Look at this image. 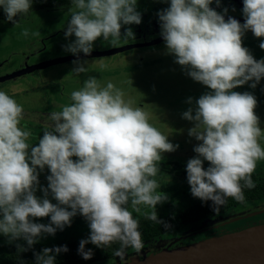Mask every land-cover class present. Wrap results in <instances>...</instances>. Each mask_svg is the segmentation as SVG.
I'll use <instances>...</instances> for the list:
<instances>
[{
  "label": "clouds",
  "instance_id": "clouds-1",
  "mask_svg": "<svg viewBox=\"0 0 264 264\" xmlns=\"http://www.w3.org/2000/svg\"><path fill=\"white\" fill-rule=\"evenodd\" d=\"M215 2L219 5L221 0ZM212 3L170 0L158 16L167 53L186 75L210 89L182 114L194 122L189 136L201 141L194 147L197 155L188 160L186 172L193 197L212 201L219 214L228 198L244 202L243 189L256 186L252 174L257 162L264 160L257 98L251 92L234 91L249 81L254 89L264 78V59H255L243 46L249 30L264 37V0H244L243 24L233 17L226 20ZM0 6L6 19L17 25L15 17L27 14L32 0H0ZM70 12L65 35H74L75 40L64 47L76 55H90L100 37L119 47L122 39H134L130 27L122 37V25L142 21L137 0H72ZM20 35L28 37L29 29ZM259 46L264 49V42ZM73 63L77 66L72 72H88L87 60ZM70 99L72 103L63 105L61 111L49 114L51 123L38 144L32 145L28 142L31 131L21 127L23 106L0 90V234L9 243L25 240L27 247L17 245L24 252L44 234L55 235L70 226L80 214L90 228L89 237L78 248L84 259L93 256L91 249L85 250L89 242L101 248L118 244L117 256L128 248L139 253L144 245L140 221L133 212L171 227L156 211L168 196L157 191L161 185L155 177L162 153L173 152L179 145L149 123V114L134 107L111 81L102 86L97 77L89 76L82 88L71 92ZM187 102L192 104L193 98ZM205 161L210 162L207 169ZM46 166L49 183L42 188L43 197H38L39 175ZM49 194L57 203L51 202ZM48 216L49 224L30 219ZM62 251H68L66 245L45 247L36 253V264H55L56 254Z\"/></svg>",
  "mask_w": 264,
  "mask_h": 264
},
{
  "label": "rangeland",
  "instance_id": "rangeland-1",
  "mask_svg": "<svg viewBox=\"0 0 264 264\" xmlns=\"http://www.w3.org/2000/svg\"><path fill=\"white\" fill-rule=\"evenodd\" d=\"M142 1L151 0H137V2ZM70 8L71 5L38 8L19 20L15 19L18 21L17 25L8 21L6 17H0V75L22 68L25 62L33 64L72 54L65 51L64 47L75 40L74 35L68 38L65 35L71 18ZM224 9L216 11L224 13ZM234 11L228 9L226 14L243 15L242 10L238 12L239 14ZM25 28L29 29L28 37L20 35ZM159 28L158 34L161 32V27ZM32 33L39 34L32 35ZM158 34H148L146 37H157ZM141 37V34H134V39L123 40L120 45L143 42ZM102 38L94 42L93 50L104 49L100 43ZM261 42H264V37H256L250 30L243 36V46L248 48L257 60L264 59V49L259 46ZM74 60L78 59L60 62L0 82V90L7 92L24 108L21 127L31 131L32 136L28 141L30 144H38L46 125L51 123L49 114L53 111H61L63 105L72 103L71 92L82 88L84 80L89 76H95L102 86H106L107 82L111 81L122 89L126 100H132L134 107H142L149 114V123L168 136L171 143L179 145L173 152L162 153L163 161L178 160L187 164L189 159L197 155L194 147L201 141L189 136L188 130L194 126V122L184 119L182 114L189 107H195V100L210 89L186 75L184 68L175 62V57L167 53L164 40L154 45L131 48L112 55L79 58L80 61H88L85 65L88 67V72L80 75L72 72L77 66L73 63ZM101 63L107 67L101 68ZM251 83L252 81H249L245 85L238 86L234 91L241 93L247 91L255 95L258 102L255 112L260 117L261 128L264 129V78L254 89L250 87ZM189 97L193 98L192 104L187 102ZM259 142L264 147V136ZM73 159L78 158L73 157ZM255 172L264 176V160L257 162ZM48 175L50 170L46 166L39 175L41 187L36 192L38 197L44 195L42 188L47 187L49 183ZM155 179L161 185L157 191H162L168 196L165 202L157 205V213L177 214L181 207L198 199L191 194L186 173L160 170ZM49 199L52 203H57L51 194ZM142 211H151V209L142 207ZM262 217H264V199L240 205L211 221L185 224L177 217L173 227L164 233L161 238L163 240L153 242L154 247L149 245L143 251L153 252L166 246L174 247L189 243L211 236L221 231L224 226L235 227ZM30 219L36 223L51 222L50 216ZM205 233L209 234L205 235ZM85 234L90 235L88 222L82 215L77 214L72 218L70 226H65L63 230L58 229L55 235L44 234L39 241L69 239ZM21 241L25 240L21 238L9 243L8 237L0 234V251Z\"/></svg>",
  "mask_w": 264,
  "mask_h": 264
},
{
  "label": "trees",
  "instance_id": "trees-1",
  "mask_svg": "<svg viewBox=\"0 0 264 264\" xmlns=\"http://www.w3.org/2000/svg\"><path fill=\"white\" fill-rule=\"evenodd\" d=\"M70 5H72V0H32V7L27 14L38 8ZM27 14H17L15 19L19 20L20 18L27 16ZM0 17H6L3 6H0ZM209 164L210 162L208 161L204 162L205 169H207ZM186 166L187 164L178 160H162L158 162V167H160V170H167L170 172L175 171L187 174ZM252 179L256 186L252 189H243L245 196L244 202L240 203L232 198H228L225 205L221 206L219 214L215 213L212 201L205 203L198 198L190 204L181 207L177 214L173 212H168L166 214L158 213V216L161 220L170 224V228L173 227L174 221L177 217H179L185 224L211 221L213 218L226 214L240 205L246 204L248 202H258L264 199V176H260L257 172H254L252 174ZM133 215L134 218H138L140 221L139 231L142 233V241L144 245L143 249L147 248L149 245L151 246L153 242H158L163 237L164 233L170 229L165 228L163 224H157L151 220L144 219L142 215L136 214L135 212H133ZM262 221H264V217L248 221L247 223L235 227L224 226L221 231L212 235L239 229ZM208 234L209 233H205V235ZM88 237L89 235L85 234L80 237H72L69 239L61 238L49 242L38 241L31 248H28V250L24 252H20L17 248L18 244L27 247V242L21 241L20 243L12 244L9 247H4L3 250L0 251V264H36V253L41 252L43 248L48 247L55 249L58 246L63 247L65 245L67 246L68 251H62L59 254H56L55 264H116L120 261L128 260L132 255L137 253L134 249L128 248L125 250L122 256H117L115 255V250L119 247L118 244H113L109 248H101L89 242L87 245H85V250L91 249L93 256L91 259L86 260L78 252V248L80 241L82 239H87ZM143 249L140 252H142Z\"/></svg>",
  "mask_w": 264,
  "mask_h": 264
},
{
  "label": "water",
  "instance_id": "water-1",
  "mask_svg": "<svg viewBox=\"0 0 264 264\" xmlns=\"http://www.w3.org/2000/svg\"><path fill=\"white\" fill-rule=\"evenodd\" d=\"M165 1L152 3V7L148 2H137V11L141 13L142 20L146 18L145 15L149 14V10L153 8V5L157 7L158 12L163 7L164 9L169 7L170 2L165 4ZM150 2H154V0ZM223 4L244 6V0H221L219 5L213 0L210 6L215 8ZM158 12L156 11L151 14L155 16ZM229 17L245 22V18L243 17L225 15L226 20ZM124 28L125 26L122 25L121 30ZM163 40L162 35H160L152 39L145 38L143 42H131L122 44L119 47L93 50L90 55L81 52L79 55L70 54L33 64L27 63L22 68L11 73L0 75V82L15 79L18 76L60 62L85 57L112 55L131 48L154 45ZM116 264H264V221L174 247L166 246L153 252L143 251L139 254L132 255L126 261H120Z\"/></svg>",
  "mask_w": 264,
  "mask_h": 264
},
{
  "label": "flooded vegetation",
  "instance_id": "flooded-vegetation-1",
  "mask_svg": "<svg viewBox=\"0 0 264 264\" xmlns=\"http://www.w3.org/2000/svg\"><path fill=\"white\" fill-rule=\"evenodd\" d=\"M162 1H164V0H154V2H150V1H145V2H148V3H150L149 5H151V7H152V3H159V2H162ZM170 2V0H166L164 3L165 4H167V3H169ZM160 4H163V3H160ZM222 6V5H221ZM219 6V7H215V8H213V9H215V10H218V9H223V8H227V9H234L235 11V13L236 14H239L238 12L239 11H241L242 9H243V5H232V6H228V5H226V6ZM163 7V6H162ZM161 8V7H160ZM164 9V7L161 9V10H163ZM158 12V10H157V7L156 6H154L153 5V8H151L150 10H149V14L148 15H145V19H143L142 21H141V23L140 24H131V25H124L125 26V28L123 29V30H121V33H122V37L124 36V34H125V32H126V30H127V28H131L132 29V31H133V33L134 34H141V41H144V39L146 38V39H152V38H156V37H146V35H148V34H154V33H157L158 34V30L160 29L159 27H160V21H159V16H158V13H156V15L154 16L153 14H151V13H153V12ZM219 13H221L220 11H218ZM221 14H224V13H221ZM224 15H233V16H239V17H243V18H245L243 15L242 16H240V15H235V14H224ZM241 23H244V22H242V21H240ZM126 29V30H125ZM161 35V32H159V34H158V36H160ZM157 36V37H158ZM123 41V39L121 40V42ZM102 45H103V48L104 49H107V48H110V47H112V46H110L109 44H108V42H106V41H104L103 40V38H102V40H101V42H100ZM131 43V42H130ZM143 47V46H142ZM27 59H29V58H27ZM26 63V62H25ZM25 63H23L22 65L24 66V64ZM27 64V63H26ZM25 64V65H26ZM29 64V63H28ZM36 71V70H35ZM35 71H33V72H35ZM163 239H160V241L159 242H161ZM166 240H164V242H165ZM154 247V246H153Z\"/></svg>",
  "mask_w": 264,
  "mask_h": 264
}]
</instances>
